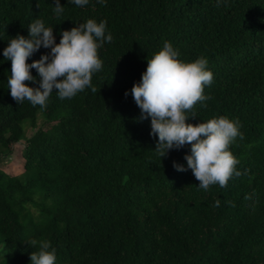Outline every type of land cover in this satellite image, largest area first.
Returning a JSON list of instances; mask_svg holds the SVG:
<instances>
[{
	"label": "trees",
	"instance_id": "trees-1",
	"mask_svg": "<svg viewBox=\"0 0 264 264\" xmlns=\"http://www.w3.org/2000/svg\"><path fill=\"white\" fill-rule=\"evenodd\" d=\"M60 4L57 17L55 0H0V162L21 141V171L0 169V264H30L32 239L51 242L56 264H264V0ZM37 18L55 43L87 19L107 21L114 39L98 50L97 92L61 100L53 91L44 109L16 104L3 50ZM164 42L185 61L205 57L214 75L207 106L186 122H240L230 151L242 174L225 188L198 187L184 159L190 144L159 159L150 118L140 119L131 88ZM30 71L26 83L39 87ZM25 120L32 132L22 137Z\"/></svg>",
	"mask_w": 264,
	"mask_h": 264
},
{
	"label": "clouds",
	"instance_id": "clouds-1",
	"mask_svg": "<svg viewBox=\"0 0 264 264\" xmlns=\"http://www.w3.org/2000/svg\"><path fill=\"white\" fill-rule=\"evenodd\" d=\"M71 2L83 7L89 0ZM97 2L105 5L106 0ZM53 11L57 17L64 12L60 0H55ZM27 28V38L17 34L3 50L5 60L11 61L7 83L16 104L27 100L32 106L44 109L53 91L61 100L72 99L86 88L97 92L92 85V77L103 67L98 50L114 39L107 32L106 20L87 19L71 30L62 31L59 43H55L52 26L46 27L42 19H34ZM41 47L50 48V52L27 63ZM207 64L203 56L194 61L180 59L179 51L169 42H164L147 59L140 82L131 88L132 97L141 110L140 119L150 118V135L158 137L154 151L159 159L166 157L170 150L190 144L191 154L184 159L199 181L198 187L204 191L217 184L225 188L233 176L242 174L236 168L240 161L230 147L238 137L243 139L238 119L221 115L195 125L186 122L197 116V104L206 107L204 102L211 99L204 94V88L210 86L214 79ZM31 69H35L40 77L39 87H29L26 83L35 82ZM173 167L177 171L186 170L175 162ZM216 206H219V200ZM27 244L38 249L30 253V264H56V249L49 240L32 239Z\"/></svg>",
	"mask_w": 264,
	"mask_h": 264
},
{
	"label": "rangeland",
	"instance_id": "rangeland-1",
	"mask_svg": "<svg viewBox=\"0 0 264 264\" xmlns=\"http://www.w3.org/2000/svg\"><path fill=\"white\" fill-rule=\"evenodd\" d=\"M29 120H25L22 122L23 133L22 137L28 136L32 132V129L28 127ZM39 120H37V123ZM21 141L17 142L13 145L11 152L7 158H4L0 162V169L5 171L10 175H16L21 171V158L19 154Z\"/></svg>",
	"mask_w": 264,
	"mask_h": 264
}]
</instances>
